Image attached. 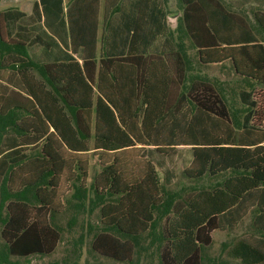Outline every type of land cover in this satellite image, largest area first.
Instances as JSON below:
<instances>
[{"label":"trees","instance_id":"16d2710c","mask_svg":"<svg viewBox=\"0 0 264 264\" xmlns=\"http://www.w3.org/2000/svg\"><path fill=\"white\" fill-rule=\"evenodd\" d=\"M179 1L198 65L228 63L246 82L240 119L214 83L187 81L165 0H36L29 15L0 11V264L54 253L53 219L71 191L97 201L91 248L103 258L129 262L134 238L164 209L159 264H202L211 233L250 213L255 233L225 255L264 264V10L252 12L253 26L222 0ZM178 147L188 179L228 175L169 210L158 167L169 185L163 161ZM90 157L100 170L88 185Z\"/></svg>","mask_w":264,"mask_h":264},{"label":"rangeland","instance_id":"374dc122","mask_svg":"<svg viewBox=\"0 0 264 264\" xmlns=\"http://www.w3.org/2000/svg\"><path fill=\"white\" fill-rule=\"evenodd\" d=\"M34 0H4L0 2V11L7 8H17L26 13L30 12ZM69 0H64L66 5ZM230 9L247 16L254 26L252 12L264 10V0H222ZM167 11V24L171 38L178 44L187 60V81L195 76L205 78L214 83L223 93L227 105L233 115L240 119L243 106L238 99V92L245 87V81L236 77L228 63L224 65H198L196 51L190 40L180 26L179 18L181 6L179 0H165ZM38 78H42L38 73ZM87 184L100 170L96 157H90ZM188 164V155L185 147H178L164 158L163 168L172 170L174 178L169 185L163 181L162 169L158 167L161 178L163 194L166 198L168 209L172 210L173 204L185 198L193 191L211 189L220 186L228 173L216 177L204 176L200 179H188L183 168ZM66 198V210L54 216L53 223L61 231V240L54 253L49 256H32L28 258L11 257L14 264H159L158 244L165 224L166 217L171 213L161 209L156 213V222L151 230L142 236L134 238V252L129 262H116L96 254L92 248L94 234L100 231L99 209L97 201L90 191L83 200L71 199L69 192ZM82 203V209L76 211L72 205ZM252 227V214L243 218L242 222L232 230L213 231L212 242L201 252L202 264H239L238 261L226 257V249L240 236L254 234Z\"/></svg>","mask_w":264,"mask_h":264},{"label":"crops","instance_id":"0c3cea01","mask_svg":"<svg viewBox=\"0 0 264 264\" xmlns=\"http://www.w3.org/2000/svg\"><path fill=\"white\" fill-rule=\"evenodd\" d=\"M34 1H36V0H34ZM34 1H33V2H34ZM0 2H4V0H0ZM32 4H33V3H32ZM63 4H64V0H63ZM64 5H65V4H64ZM31 8H32V5H31ZM7 9H17V8H7ZM4 10H6V9H4ZM4 10H2V11H4ZM17 10H19V11L25 13L26 15H29V14L31 13V9H30V12H28V13H26V12L20 10V9H17ZM248 215H249V214H248ZM248 215H247V216H248ZM247 216H245V217H247ZM245 217H244V218H245ZM241 222H242V221H241ZM241 222H240V223H241ZM240 223H239V224H240ZM239 224H238V225H239ZM238 225H237V226H238Z\"/></svg>","mask_w":264,"mask_h":264}]
</instances>
